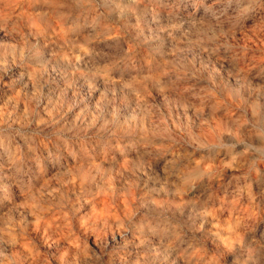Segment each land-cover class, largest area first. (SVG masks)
I'll use <instances>...</instances> for the list:
<instances>
[{
  "label": "rangeland",
  "instance_id": "obj_1",
  "mask_svg": "<svg viewBox=\"0 0 264 264\" xmlns=\"http://www.w3.org/2000/svg\"><path fill=\"white\" fill-rule=\"evenodd\" d=\"M0 264H264V0H0Z\"/></svg>",
  "mask_w": 264,
  "mask_h": 264
},
{
  "label": "clouds",
  "instance_id": "obj_2",
  "mask_svg": "<svg viewBox=\"0 0 264 264\" xmlns=\"http://www.w3.org/2000/svg\"><path fill=\"white\" fill-rule=\"evenodd\" d=\"M192 87L193 86H192L191 83H186L185 86H184V88H183V91H186V92L187 91H190V90H192ZM160 91L163 92V91H165V89L164 88H161Z\"/></svg>",
  "mask_w": 264,
  "mask_h": 264
}]
</instances>
